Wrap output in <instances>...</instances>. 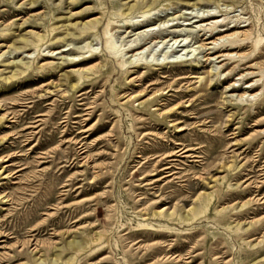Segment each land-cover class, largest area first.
Masks as SVG:
<instances>
[{"label": "rangeland", "instance_id": "374dc122", "mask_svg": "<svg viewBox=\"0 0 264 264\" xmlns=\"http://www.w3.org/2000/svg\"><path fill=\"white\" fill-rule=\"evenodd\" d=\"M207 12L239 58L199 47ZM112 20L118 46L182 42L126 73ZM263 198L264 0H0V264H264Z\"/></svg>", "mask_w": 264, "mask_h": 264}, {"label": "bare ground", "instance_id": "6f19581e", "mask_svg": "<svg viewBox=\"0 0 264 264\" xmlns=\"http://www.w3.org/2000/svg\"><path fill=\"white\" fill-rule=\"evenodd\" d=\"M154 11H155L154 8H148L146 11L139 13L138 14L139 17H132V15H126L125 17L124 16L122 17L121 22H124L123 26H125L127 29H130L132 26H134L137 23V22H133L134 19H136V18H138V19L143 18L144 20L149 19L152 16V13ZM226 19H227V15H218L217 13H211V12H207V14L198 15L197 17H195L196 21L194 22V24L198 25V26H196V28L198 29L199 33H204V35H203L204 41L206 42V43H201L199 47L201 49H204L207 51L216 50V52H218V54H219V56H217V58H216L217 60H219L220 58H223V57L229 58L230 60L235 59V58H239L240 56L238 57L237 54L230 53V51L237 50V49H239V50L245 49L247 47L246 42L250 39V35L248 32H239L238 31V29H240L242 27H237L235 25L231 28H226L224 25ZM158 21L161 22V20H158ZM113 22L118 23L119 21H113L112 20V22H110L107 25L106 29L104 30V35L106 37L105 45H106V52L109 53L113 58H115L117 60L119 67L121 69L125 70L126 73H129L130 72L129 66H131V65H134L133 68H137L138 66H136V65H139V64H146V65L152 66V64L148 61V59L145 58L142 49L145 48L146 46L150 45L153 42L155 44L160 43L159 41H157L158 39H163L162 40V42H163V41H165V38L156 37V38H153L150 42H147L145 44L143 43V40L140 39L139 40L140 42L129 45V46H126V45H119L118 46V45L114 44L113 40H112L113 39L112 38V36H113V34H112L113 28L112 27L115 26L116 28H119L121 26L113 24ZM165 22L166 21L161 22V23H165ZM220 28H223V30H221ZM53 32H54V29L48 31L47 38H41L40 39L41 44L36 46L35 51L32 53L33 56L37 53L36 56L35 57H28V59L33 60L32 63L28 64V65L24 64V70L22 73L23 75H25L26 73H29L30 71L32 72L33 70H35L37 68L39 58L42 57V56L40 57L41 48L45 44L48 43V41H46V40H48L50 38V35ZM150 32H152V33L149 37L154 35L155 29L152 28L150 30L144 31L142 33L141 38L147 37V34H149ZM159 32H160V29H159ZM216 37H218V38H216ZM180 39L181 38H180L179 34L175 35V36L171 35L170 40L165 41V42L169 43V42L173 41L174 44H178V43L180 44L182 42V41H180ZM179 44H178V47L180 46ZM183 46L185 47V45H183ZM257 47H258V45L255 47V51H256ZM63 52L64 51H62L61 54H63ZM69 52H70V50H69ZM133 52L137 53L136 55L131 56L132 58L134 57L135 59L128 61V59H126V56L130 53H133ZM179 52L180 51L174 52V55L175 56L178 55ZM192 52L193 51H190L187 54L188 59H186V58L185 59H179L180 56H178V58H175V59H178L179 61H176L175 63L188 62L189 60H192L191 56H194L196 51L194 50V54H191ZM223 53H227V54L223 55ZM189 54H191V56ZM173 56H171V57L173 58ZM210 56H211L210 53L207 54L208 58L205 59V61H208ZM205 57L206 56H204V58ZM221 62H223V61H220L219 63H221ZM254 66H256V65H252L249 68H254ZM39 71H44L43 66L39 68ZM14 77H16V74L14 75ZM67 77L71 78V76H68V75H67ZM243 77H244V75H243ZM255 77H256V72L253 71V72L248 73V75H246L244 78L252 80ZM80 78L83 79L82 76ZM185 79H187V77H182V78L178 79V81L179 80H185ZM258 81L259 80H256L255 82L257 83ZM253 86L254 85H250L249 87H247V89L249 88V90H252ZM72 88H75V86L73 85ZM177 93H179L178 96L180 98L185 97L184 94L180 93L179 91H177ZM247 94H248V92H245L244 94H242L240 96V101H248L249 98L256 97V95H252V94L247 95ZM36 122H38V121H36ZM88 122H90V120ZM28 128H30V127H28ZM212 200H213V197L211 196L209 198V202H208V205L206 206V209H208V206L210 205V202H212ZM186 219L185 220L180 219V220L182 223L192 222L190 218L187 217ZM142 226H148V225H142ZM147 228H149V227H147Z\"/></svg>", "mask_w": 264, "mask_h": 264}]
</instances>
